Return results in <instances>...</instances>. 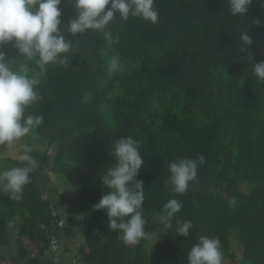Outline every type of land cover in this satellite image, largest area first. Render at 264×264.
<instances>
[{
    "label": "trees",
    "instance_id": "trees-1",
    "mask_svg": "<svg viewBox=\"0 0 264 264\" xmlns=\"http://www.w3.org/2000/svg\"><path fill=\"white\" fill-rule=\"evenodd\" d=\"M155 7V24L131 15L123 21L115 13L106 30L119 41L109 45L99 30L69 33L74 0H61L59 27L72 41V50L61 54L69 57L68 68L57 62L42 71L38 57L27 60L14 42L0 45L11 70L40 81L42 99L25 116L43 117L27 135L39 166L22 198L12 200L0 190V244L8 241L2 206L21 213L19 235L47 243L55 221L40 196L48 183L63 180L74 190L86 234L88 251H80L78 264H143L137 255L148 236L155 239L149 264H187L200 236L219 238L222 264H264V82L248 62V54L264 61V0H252L243 16L231 15L227 0H155ZM244 31L253 40L246 52ZM114 55L119 69L109 74ZM129 136L141 141L144 160L137 179L145 189L146 236L135 245L108 229L105 211L93 209L109 191L100 177L117 162L115 141ZM6 150L0 145V154ZM199 155L205 159L187 192H173L169 162ZM13 166L26 163L0 158V172ZM231 197L235 206H229ZM172 198L182 207L165 229L153 216ZM177 219L192 222L187 237L176 234Z\"/></svg>",
    "mask_w": 264,
    "mask_h": 264
},
{
    "label": "clouds",
    "instance_id": "clouds-1",
    "mask_svg": "<svg viewBox=\"0 0 264 264\" xmlns=\"http://www.w3.org/2000/svg\"><path fill=\"white\" fill-rule=\"evenodd\" d=\"M233 16H243L249 9L252 0H227ZM61 0H0V45L14 42L18 54L27 60L36 59L42 71L46 65L59 63L68 68L70 59L61 54L72 50V41L61 33ZM106 6H109L106 10ZM76 14L68 21L67 31L73 36L83 34L86 30H99L109 45L118 43L119 37H113L107 29L115 19V13L123 21L129 16L140 17L152 24L159 22V13L155 0H74ZM253 23L260 25L259 19ZM241 51L246 52L244 45L253 44L247 31L240 35ZM248 62L253 65V74L264 82V61H256L248 54ZM120 59L114 55L109 59V74L118 71ZM40 81L11 70L9 59L0 51V145L11 146L14 142L32 132L43 123L41 115L28 114V106L42 99L36 86ZM141 141L131 136L115 141L113 155L116 163L107 168L101 178L103 192L94 210H103L107 215V227L110 231L119 230L127 245H135L146 236V220L143 216L144 200L143 181L137 179L144 160L139 148ZM22 154L19 160L26 166H13L0 172V190L10 199L19 201L23 188L30 183V173L38 168V161L31 155L33 147L21 145ZM204 156L192 159L177 158L168 164L171 173L172 190L178 194L187 192L189 182L197 176L198 164L204 162ZM58 198V197H57ZM236 198L231 197L229 206H235ZM182 204L175 198L169 199L161 213L153 216L165 229L172 227L173 217L180 211ZM176 234L182 237L189 235L193 227L191 221L176 220ZM223 252L218 237L200 236L199 242L193 244L187 252V264H222Z\"/></svg>",
    "mask_w": 264,
    "mask_h": 264
},
{
    "label": "crops",
    "instance_id": "crops-1",
    "mask_svg": "<svg viewBox=\"0 0 264 264\" xmlns=\"http://www.w3.org/2000/svg\"><path fill=\"white\" fill-rule=\"evenodd\" d=\"M3 156L6 155L0 154V158ZM10 158L12 157L10 156ZM48 192L54 198L57 210V217L53 218L55 222L49 229L53 228L59 240V251L44 256L41 253L46 245L44 242L19 235L22 224L21 213L13 209L6 210L2 206L1 211L8 215V241L5 244H0V254L6 257L11 264H27L31 260L30 253L37 255L34 260H37L38 264H73L74 259H77V263L83 262L80 251L85 253L88 251V247L85 244L86 234L80 229L83 218L79 211V204L75 201L74 190L70 183L53 180L51 184L48 183L43 187L41 196ZM49 229H47V233ZM19 242L26 249L24 256L19 251Z\"/></svg>",
    "mask_w": 264,
    "mask_h": 264
},
{
    "label": "built area",
    "instance_id": "built-area-1",
    "mask_svg": "<svg viewBox=\"0 0 264 264\" xmlns=\"http://www.w3.org/2000/svg\"><path fill=\"white\" fill-rule=\"evenodd\" d=\"M41 199H42V201L47 203V207H48V210H49L51 216L53 218H56L57 217V210L55 208L56 207L55 206V200L52 197V195L50 194V192L42 194ZM59 248H60L59 240H58L53 228H50L48 230V233H47V243L43 247L41 253L44 256L50 255V254H55L59 251ZM29 257L31 260L27 264H38V261L34 260L35 258H37L36 254L30 253ZM0 264H11V263L6 257H4L2 254H0ZM73 264H78L77 259L73 260Z\"/></svg>",
    "mask_w": 264,
    "mask_h": 264
},
{
    "label": "rangeland",
    "instance_id": "rangeland-1",
    "mask_svg": "<svg viewBox=\"0 0 264 264\" xmlns=\"http://www.w3.org/2000/svg\"><path fill=\"white\" fill-rule=\"evenodd\" d=\"M25 137L21 138V140L14 142L11 146L7 145V150L3 153L6 156H11L12 158L19 159V156L22 154V148L21 145L27 144V138ZM155 239L153 237H146L145 244L142 248L139 249V254L137 255V259L140 260V262H143V264H149V253L152 251V247L154 245ZM232 244L231 248L237 251V245L236 241L232 240L230 241ZM239 253V251H237Z\"/></svg>",
    "mask_w": 264,
    "mask_h": 264
}]
</instances>
